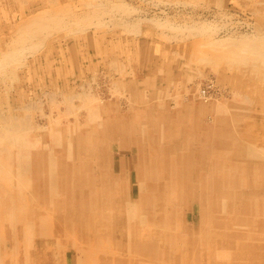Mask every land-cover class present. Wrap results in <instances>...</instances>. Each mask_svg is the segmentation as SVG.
Here are the masks:
<instances>
[{
	"label": "rangeland",
	"instance_id": "374dc122",
	"mask_svg": "<svg viewBox=\"0 0 264 264\" xmlns=\"http://www.w3.org/2000/svg\"><path fill=\"white\" fill-rule=\"evenodd\" d=\"M149 112L212 129L115 135L103 189L63 182L74 136ZM155 162L185 177L172 199ZM0 264H264V0H0Z\"/></svg>",
	"mask_w": 264,
	"mask_h": 264
},
{
	"label": "bare ground",
	"instance_id": "6f19581e",
	"mask_svg": "<svg viewBox=\"0 0 264 264\" xmlns=\"http://www.w3.org/2000/svg\"><path fill=\"white\" fill-rule=\"evenodd\" d=\"M205 86V85H204ZM203 86V87H204ZM215 86V85H214ZM206 88V87H205ZM206 91V89H205ZM207 93V92H206ZM210 93V92H209ZM212 93V92H211ZM205 95V94H204ZM208 95V94H207ZM212 102V101H211ZM211 107V106H210ZM188 113V110L186 111ZM213 112V110H212ZM150 114H148L147 116H145V121L149 122L150 123V126L148 127H144V125L142 124V127H141V123H140V119L139 118H136V119H129L128 121H124L123 119H119L118 116H114V117H110V118H107L105 121H103L102 124H99L97 126H95L93 129H91L90 131H83L82 133H80V135H77V136H74V141L73 143H75V146L76 148L72 149V150H69L68 147L66 150L67 152V156L69 154V159L72 160L73 162L72 163H78L77 167L75 166V168H72L70 165V163H66V167H64V170L62 171V176L64 177L63 179V182L65 184H67L68 187H71L72 185V182L74 183L73 180H77V192L81 193L82 197H84V195H86V193H88L92 188L93 189H103L104 188V185L101 186V187H93L96 185V180L98 181V179L101 180V182H103V184H105V181H103L102 179L108 175L109 176H112L108 173V169H110V164H108V160H101L96 162L94 160V157H97L96 155L100 154V152H102L101 150L103 148H107L108 145L111 143L112 139L117 135H120L121 137L125 138V140L127 142H123L122 141V144H127V143H130L132 145V143L140 148L142 147V138L141 140L139 141V136H138V133H142V134H146L145 137H148L150 140H154V146L156 147L157 144H159V142L163 141L162 138H165L164 141H163V145H172V143H175L177 141V143H180L182 142L183 143V139L182 137H180L181 134H184L186 136H189L191 134H198V135H203V136H207V133L210 134V131L211 129H207L206 128H201L199 131L196 132V130L194 131L193 128L190 129L191 127H189L188 125H186L184 128H179L177 127V129H173L171 127V121L168 120V116L167 114H163V116H154V114H152L153 112H149ZM186 113V114H187ZM185 114V113H184ZM183 114V116H184ZM152 115V116H150ZM189 115V117L191 116V114H187V116ZM205 115V114H204ZM225 115V114H224ZM144 116V115H143ZM226 116V115H225ZM177 116H171V118H175ZM184 120L183 122H185L187 119H186V116H184ZM220 117V116H219ZM229 117V116H228ZM123 118V117H122ZM158 120H157V119ZM170 118V117H169ZM180 118V117H179ZM147 119V120H146ZM232 119V118H231ZM161 120V124L158 125V121ZM174 120V119H172ZM180 120V119H179ZM178 120V121H179ZM218 120V119H217ZM221 120V119H219ZM226 120V119H225ZM188 121V120H187ZM190 121V119H189ZM231 121V120H230ZM144 122V121H143ZM180 122V121H179ZM229 122V121H228ZM187 123V122H186ZM190 123V122H188ZM148 124V123H147ZM181 124V123H180ZM157 125V126H156ZM190 125V124H189ZM154 126V127H153ZM128 129H127V128ZM193 127V126H192ZM222 127V126H221ZM224 127V126H223ZM232 127V126H231ZM21 128V127H20ZM142 128V130H141ZM220 128V127H219ZM22 130V129H21ZM80 130V129H79ZM224 131V129H223ZM20 136H22V131H18ZM179 133V137L178 139L176 138H173L171 137L173 133ZM19 134L17 135V137H19ZM10 136H15V133L12 131L10 133ZM77 137V138H75ZM193 137V136H191ZM198 138V137H197ZM196 138V139H197ZM200 138V136H199ZM122 139V138H121ZM132 139V140H131ZM176 140V141H174ZM205 140V139H204ZM121 141V140H120ZM201 141V140H200ZM160 143V145H161ZM175 143V144H177ZM207 144V143H205ZM130 145V146H131ZM209 145V144H207ZM118 146V145H117ZM123 146V145H122ZM128 145H126L125 147H127ZM172 146H176V145H172ZM206 145H204L205 147ZM110 147V146H109ZM129 147V146H128ZM171 147V146H169ZM192 147V146H191ZM207 147V146H206ZM137 148V149H138ZM158 148V147H157ZM123 149L124 146H123ZM133 149V148H132ZM207 149V148H206ZM108 150V149H107ZM106 150V151H107ZM112 150V149H111ZM140 150H142L140 148ZM151 150V149H150ZM176 150V149H175ZM181 150V149H180ZM191 150V149H190ZM204 150V149H203ZM109 151V150H108ZM168 151H174L172 150L171 148H168ZM150 152V151H149ZM154 153L155 155V158H158L157 155L159 154L157 152V149H152V154ZM169 154V153H168ZM187 154V153H186ZM110 155V154H109ZM194 155V154H193ZM165 156V154H164ZM137 157V156H136ZM108 158V157H107ZM107 158H103V159H107ZM121 158V157H120ZM171 158V157H170ZM174 159V158H172ZM195 159V158H194ZM201 159V158H200ZM111 160V159H110ZM168 160V159H167ZM145 162V161H144ZM169 162V161H168ZM143 164V163H142ZM166 164V163H165ZM164 164V166H165ZM223 164V163H222ZM124 165V164H123ZM160 163L158 162H155L154 164L152 163H149L148 165H144L146 168L143 169L144 166L142 165H139L140 167H142V172L143 173H146L147 175H145L146 179L148 178V189L150 190H147L148 192H152L150 193L152 196L151 197H154L155 199L157 198H161V197H166L167 199H172V195H173V190H175L174 186L175 184H180L182 185V182L185 181V177H183V174L181 175L179 172L176 174L173 170V172H169L167 175H165V178L162 177L163 174H159V170L161 169L160 167ZM194 165V164H193ZM217 165L219 166V164L217 163ZM69 166V168H67ZM112 166V165H111ZM115 166V165H114ZM167 166V164H166ZM223 166V165H221ZM220 166V167H221ZM138 168L141 170V168ZM207 167V166H205ZM226 167V166H224ZM168 168V167H167ZM198 168V167H197ZM223 168V167H222ZM112 169H113V166H112ZM225 169V168H223ZM227 169V168H226ZM114 170V169H113ZM78 171V172H77ZM159 172V173H158ZM194 172V171H193ZM203 172V171H202ZM200 172V174L197 173V175L199 176V178H197V182H198V185H204L205 186V190H206V193H209V194H213V188L212 187H206V184L205 183H202L201 181L206 178L205 177V174ZM230 171H228V173L226 174H229ZM80 173V174H79ZM188 173V172H187ZM208 173V172H207ZM210 173V172H209ZM212 173H215V172H212ZM225 173V172H224ZM77 174V177L75 178V175ZM194 174V173H192ZM185 175V174H184ZM74 178V179H71V178ZM194 177V176H193ZM111 178V177H110ZM188 179V177H187ZM112 180V179H111ZM196 180V179H195ZM193 180L194 182H191L188 187V191H189V194L191 196H196L198 195V197H200L202 203H204V200H206V202L208 201V203L210 202L209 199H210V195H206L203 194L200 192L198 193L202 188L200 185L199 187L197 186V184L195 183L196 181ZM223 180V179H222ZM62 181V180H61ZM109 182V181H108ZM116 182V181H115ZM161 182V183H160ZM205 182V181H203ZM224 182V181H223ZM189 183V181L187 182ZM111 184V182L109 183V185ZM113 184V183H112ZM112 184L110 185L112 187ZM163 184V185H162ZM164 186V188H162V186ZM188 185V184H187ZM65 186V185H64ZM74 186V185H72ZM116 188V187H115ZM225 188V187H224ZM228 188V187H226ZM109 190V186L107 188ZM110 192L113 190L112 188H110ZM153 190H155V192H153ZM183 191V189H181ZM179 191V192H182V191ZM165 192V193H169V197L168 194H161V192ZM176 191V190H175ZM192 191V192H191ZM195 191V192H194ZM228 191V190H227ZM184 192V191H183ZM211 192V193H210ZM66 193V192H65ZM102 193V192H101ZM157 193V196L155 195ZM195 193V194H193ZM228 193V192H227ZM103 195L107 194V193H102ZM149 194V193H148ZM179 195V194H178ZM182 195V194H181ZM231 194H229V196H231ZM101 196V195H100ZM145 197V196H144ZM143 197V198H144ZM154 199V200H155ZM54 200V199H53ZM100 200V199H99ZM161 201V200H160ZM146 202V201H145ZM151 202V200H150ZM159 202V201H158ZM214 203V202H213ZM147 204V202H146ZM207 204V203H205ZM111 205V203H110ZM143 207V206H142ZM145 207V206H144ZM147 207V206H146ZM157 208V207H156ZM213 208V207H212ZM218 208V207H217ZM5 209V208H4ZM144 209V208H143ZM152 211V209H151ZM111 212V211H110ZM153 213H154V210H153ZM150 216V215H149ZM162 219V217H160ZM159 219V218H158ZM69 223V222H68ZM245 223V222H244ZM118 224V223H117ZM71 227V226H70ZM58 228V227H57ZM60 230V229H59ZM85 232V231H84ZM83 233V232H82ZM245 238V237H244ZM96 240V239H95ZM208 242V241H207ZM217 243V242H216ZM152 251V250H150Z\"/></svg>",
	"mask_w": 264,
	"mask_h": 264
}]
</instances>
